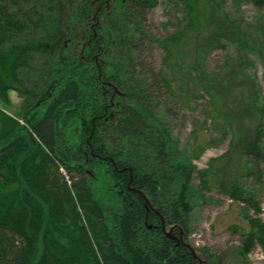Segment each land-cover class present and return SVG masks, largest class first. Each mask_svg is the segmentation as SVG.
Instances as JSON below:
<instances>
[{
	"label": "trees",
	"instance_id": "trees-1",
	"mask_svg": "<svg viewBox=\"0 0 264 264\" xmlns=\"http://www.w3.org/2000/svg\"><path fill=\"white\" fill-rule=\"evenodd\" d=\"M76 1L79 51L57 41L61 0H0V264H202L184 237L209 188L167 123L176 95L147 26L158 0ZM125 35L130 65L117 51ZM263 143L260 117L240 146L247 175L261 174ZM227 196L243 205L248 251L255 199L236 183Z\"/></svg>",
	"mask_w": 264,
	"mask_h": 264
},
{
	"label": "rangeland",
	"instance_id": "rangeland-1",
	"mask_svg": "<svg viewBox=\"0 0 264 264\" xmlns=\"http://www.w3.org/2000/svg\"><path fill=\"white\" fill-rule=\"evenodd\" d=\"M77 4H58L57 41L69 40L70 51H79L84 40V25L68 26L67 15ZM147 21L161 41L151 61L176 95L168 103V126L209 188L192 209L184 241L202 264H264V165L258 178L247 175L252 166L240 152L246 130L264 119V9L248 0H158ZM171 37L179 40L168 43ZM129 44L125 35L117 49L128 65ZM53 48L50 44L49 53ZM2 60L5 69L8 60ZM8 95L12 105L18 102L14 91ZM0 111L7 112L1 104ZM234 183L254 197L248 215L261 222L260 238L244 252L242 235L250 226L242 203L227 196Z\"/></svg>",
	"mask_w": 264,
	"mask_h": 264
}]
</instances>
